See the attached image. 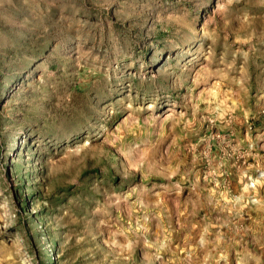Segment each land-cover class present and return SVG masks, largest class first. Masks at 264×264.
Masks as SVG:
<instances>
[{"label": "rangeland", "instance_id": "obj_1", "mask_svg": "<svg viewBox=\"0 0 264 264\" xmlns=\"http://www.w3.org/2000/svg\"><path fill=\"white\" fill-rule=\"evenodd\" d=\"M0 264H264V0H0Z\"/></svg>", "mask_w": 264, "mask_h": 264}]
</instances>
